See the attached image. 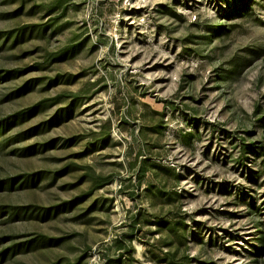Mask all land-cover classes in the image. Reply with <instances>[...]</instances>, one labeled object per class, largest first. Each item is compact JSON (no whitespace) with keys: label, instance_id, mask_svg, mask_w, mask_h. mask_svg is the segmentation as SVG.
<instances>
[{"label":"rangeland","instance_id":"obj_1","mask_svg":"<svg viewBox=\"0 0 264 264\" xmlns=\"http://www.w3.org/2000/svg\"><path fill=\"white\" fill-rule=\"evenodd\" d=\"M0 264H264V0H0Z\"/></svg>","mask_w":264,"mask_h":264},{"label":"trees","instance_id":"obj_2","mask_svg":"<svg viewBox=\"0 0 264 264\" xmlns=\"http://www.w3.org/2000/svg\"><path fill=\"white\" fill-rule=\"evenodd\" d=\"M242 3H243V2H241V4H242ZM245 6H246V5H244V7H245ZM246 7H247V6H246ZM236 10H237V9H236ZM237 12H238V13H241V11H239V10H238Z\"/></svg>","mask_w":264,"mask_h":264}]
</instances>
